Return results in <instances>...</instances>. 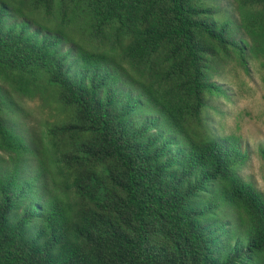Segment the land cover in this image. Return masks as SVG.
Segmentation results:
<instances>
[{"label": "trees", "instance_id": "16d2710c", "mask_svg": "<svg viewBox=\"0 0 264 264\" xmlns=\"http://www.w3.org/2000/svg\"><path fill=\"white\" fill-rule=\"evenodd\" d=\"M233 61L264 70V0H0V80L57 112L45 146L0 118V264H264L204 116Z\"/></svg>", "mask_w": 264, "mask_h": 264}, {"label": "rangeland", "instance_id": "374dc122", "mask_svg": "<svg viewBox=\"0 0 264 264\" xmlns=\"http://www.w3.org/2000/svg\"><path fill=\"white\" fill-rule=\"evenodd\" d=\"M218 92L210 96L204 116L213 135L220 142L238 143L244 158L239 175L264 193V70L256 61L242 68L233 61L215 75ZM0 118L29 144L48 145L47 129L56 119L54 106L41 97L18 96L0 80ZM2 154V153H0Z\"/></svg>", "mask_w": 264, "mask_h": 264}]
</instances>
